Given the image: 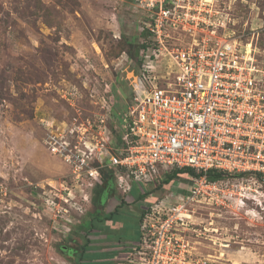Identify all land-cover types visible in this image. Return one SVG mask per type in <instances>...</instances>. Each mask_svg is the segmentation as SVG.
Here are the masks:
<instances>
[{
  "label": "rangeland",
  "instance_id": "1",
  "mask_svg": "<svg viewBox=\"0 0 264 264\" xmlns=\"http://www.w3.org/2000/svg\"><path fill=\"white\" fill-rule=\"evenodd\" d=\"M161 6L170 10L160 26L169 44L229 36L246 55L251 46L264 81V0H0V264H90L95 250L130 243L105 236L116 228L99 230L101 217L119 207L137 221L143 213L112 171L103 167L91 186L52 150L89 156L90 166L98 164L93 156L106 161L119 150L142 64L133 53ZM167 57H151L155 74L170 70ZM164 176L130 186L154 202L187 193V174L169 184ZM244 186L247 196L225 207L195 203L181 215L191 259L264 264V184Z\"/></svg>",
  "mask_w": 264,
  "mask_h": 264
},
{
  "label": "built area",
  "instance_id": "2",
  "mask_svg": "<svg viewBox=\"0 0 264 264\" xmlns=\"http://www.w3.org/2000/svg\"><path fill=\"white\" fill-rule=\"evenodd\" d=\"M169 14L161 6L154 27L148 28L152 35L147 38L149 47L139 55L137 92L119 150L109 152L106 161L93 156L95 166L84 154L66 152L61 146L52 150L67 155L76 179L83 176L93 186L107 167L118 188L128 193L130 183L142 189L174 169L193 171L187 193L168 192L144 210L137 240L123 264H205L191 259L189 241L180 232L185 219L181 215L191 204L225 207L234 195L247 196L250 187L245 181L264 184L261 71L229 36H189L184 46L169 44L170 36L160 32ZM166 56L170 70L155 74L152 63ZM210 171L221 178L209 180Z\"/></svg>",
  "mask_w": 264,
  "mask_h": 264
},
{
  "label": "crops",
  "instance_id": "3",
  "mask_svg": "<svg viewBox=\"0 0 264 264\" xmlns=\"http://www.w3.org/2000/svg\"><path fill=\"white\" fill-rule=\"evenodd\" d=\"M137 193L129 192L128 195L132 197L133 206L135 208V212H138L139 214L144 212L146 209L145 204H151L154 202V200L150 199V194H142L140 193L139 189L137 187H134ZM137 188V189H136ZM134 190V191H135ZM141 196V197H140ZM143 197H149L148 202L143 200ZM130 201H128L130 203ZM123 202H121L122 204ZM130 206V205H129ZM123 208V207H121ZM120 207L117 209H114L112 211H109L105 213L100 220V227L99 230L106 231L104 226L110 227V228H116V231H113L112 233H105V236L109 239L119 240L121 238L120 236L124 237L126 236V239L130 241L128 245H124L120 248H112V249H104V250H95L92 257H94V260L90 264H120V261L125 260L127 256V252H129L133 246H134V230L132 228V225H134V222L137 220H134L133 214L131 215L127 211L122 210ZM116 211V214L114 212ZM111 216V217H110ZM133 229L131 232H127L128 229ZM125 232V234H122V232ZM101 233V232H100ZM102 239L103 237L100 236ZM125 238V237H124ZM123 239V238H122ZM104 240H100V242H103ZM117 244V242L115 243ZM123 264V263H122Z\"/></svg>",
  "mask_w": 264,
  "mask_h": 264
},
{
  "label": "trees",
  "instance_id": "4",
  "mask_svg": "<svg viewBox=\"0 0 264 264\" xmlns=\"http://www.w3.org/2000/svg\"><path fill=\"white\" fill-rule=\"evenodd\" d=\"M149 36H150V32H149ZM147 38H148V36H144V43H143V45L141 46V48L139 49V50H136V51H134V55L136 54V56L138 57V55H140V53L141 52H143V51H145L148 47H149V44H147ZM123 127H124V130H125V124L123 125ZM123 130V131H124ZM119 141H120V139H119ZM112 173V176H113V172H111ZM180 173H183V174H187L189 177H192L193 175H194V173H193V171L192 170H190V169H187V168H185V169H180V170H178V169H174V170H172L171 172H169V173H166V176H165V179L163 180V183H166V184H169V183H171V181H173L174 179H175V177L178 175V174H180ZM207 177L209 178V180H211V181H214V180H217V179H220L221 178V175L220 174H218V173H216V172H214V171H210L209 173H208V175H207ZM137 189V188H136ZM135 188L133 187L132 189H131V191L130 192H132V193H137V191L135 190ZM144 194H148V193H144ZM141 197V196H140ZM122 201V200H121ZM116 214V211L114 212V214L113 215H115ZM142 216H143V213H142V215H141V217L138 219V221H136V222H134V230H136L135 232H134V238L133 239H135V241L137 240V235H138V229H139V223H140V220L142 219ZM111 217V216H110ZM133 229H131V230H133ZM135 241H134V245H135ZM133 250V248L129 251V252H127V256H128V254L131 252ZM127 256H126V258H127ZM82 257V256H81ZM85 257H90L91 258V255H88V254H83V258H85ZM125 261V260H124ZM82 264V263H81Z\"/></svg>",
  "mask_w": 264,
  "mask_h": 264
},
{
  "label": "bare ground",
  "instance_id": "5",
  "mask_svg": "<svg viewBox=\"0 0 264 264\" xmlns=\"http://www.w3.org/2000/svg\"><path fill=\"white\" fill-rule=\"evenodd\" d=\"M246 45H247V44H246ZM250 47H251V46H249V45L245 47V50H246L247 55H249L250 52L252 51ZM257 193H258V192H257ZM240 202H241V201H240Z\"/></svg>",
  "mask_w": 264,
  "mask_h": 264
}]
</instances>
